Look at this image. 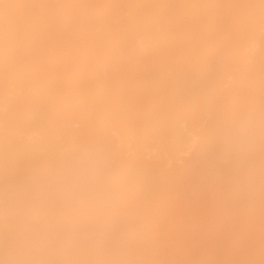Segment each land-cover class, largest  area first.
<instances>
[{
	"label": "bare ground",
	"instance_id": "bare-ground-1",
	"mask_svg": "<svg viewBox=\"0 0 264 264\" xmlns=\"http://www.w3.org/2000/svg\"><path fill=\"white\" fill-rule=\"evenodd\" d=\"M261 70L264 0H0V264L165 214Z\"/></svg>",
	"mask_w": 264,
	"mask_h": 264
},
{
	"label": "rangeland",
	"instance_id": "rangeland-1",
	"mask_svg": "<svg viewBox=\"0 0 264 264\" xmlns=\"http://www.w3.org/2000/svg\"><path fill=\"white\" fill-rule=\"evenodd\" d=\"M260 74L253 100L241 103L234 115L225 114L219 125L209 123L208 146L170 182L179 192L170 187L166 197L172 204L165 214L142 221L135 212L101 227L79 226L66 253L54 251L50 264H76L84 255L98 264L113 259L116 264H264V71ZM214 80H203L200 90L205 93Z\"/></svg>",
	"mask_w": 264,
	"mask_h": 264
}]
</instances>
